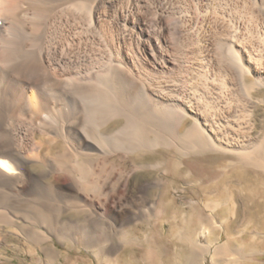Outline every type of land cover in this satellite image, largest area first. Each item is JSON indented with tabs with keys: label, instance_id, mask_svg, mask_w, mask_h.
I'll return each instance as SVG.
<instances>
[{
	"label": "bare ground",
	"instance_id": "1",
	"mask_svg": "<svg viewBox=\"0 0 264 264\" xmlns=\"http://www.w3.org/2000/svg\"><path fill=\"white\" fill-rule=\"evenodd\" d=\"M259 93L264 0H0V264L10 239L56 264L52 239L64 246L56 231L76 220L63 217L70 211L116 228L140 210L162 214L163 177L131 184L161 170L134 161L158 149L177 158L176 171L214 153L264 172ZM70 190L63 207L51 203ZM191 244L173 264L204 259L208 246ZM118 251L97 245L93 255L117 264Z\"/></svg>",
	"mask_w": 264,
	"mask_h": 264
},
{
	"label": "rangeland",
	"instance_id": "2",
	"mask_svg": "<svg viewBox=\"0 0 264 264\" xmlns=\"http://www.w3.org/2000/svg\"><path fill=\"white\" fill-rule=\"evenodd\" d=\"M242 21V18H238L230 20L229 24ZM213 64L212 60L204 67V71ZM258 97L263 98L264 93H259ZM263 118L264 104L256 110V136L264 126ZM56 145L51 147L55 149ZM160 150H157L162 152L160 154L134 159L137 163L150 165L161 162L163 166L159 171L141 170L132 178L131 184L136 186L155 177H163L160 192V207L164 210L162 214L140 218L143 214L140 210L116 228L106 223L109 219L104 218L103 214L99 216L93 213L94 220L82 224L80 213L67 212L63 217L76 220L72 223L69 221V226L64 229L57 228L56 233L64 235L67 242L63 246L55 238L52 239L59 251L56 264H112L109 260L95 258L93 252L97 245L117 247V264H157L159 256L164 264H173L177 253L181 262L185 260L184 257L191 253L192 242L199 252L208 246L209 252L204 254L199 264H264V172L250 165L236 164L232 156L214 153L185 158L186 163L182 169L176 171L174 161L177 158L171 152ZM230 160L232 164L228 163ZM189 172H193L191 176L187 175ZM54 193L51 195V203L62 207L69 201V197L76 195L72 190L64 198ZM153 193L150 191V196ZM44 195L39 191L36 198ZM212 203L217 206L211 209L209 206ZM150 208L154 206L149 204L146 213L150 212ZM35 228L41 231L43 227ZM122 232H126L125 235ZM182 236L185 240L183 242ZM16 243L14 239L7 242V250L3 255L7 260L2 264H41L36 263L28 254V244L18 243L21 246L17 247Z\"/></svg>",
	"mask_w": 264,
	"mask_h": 264
}]
</instances>
